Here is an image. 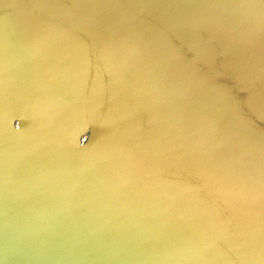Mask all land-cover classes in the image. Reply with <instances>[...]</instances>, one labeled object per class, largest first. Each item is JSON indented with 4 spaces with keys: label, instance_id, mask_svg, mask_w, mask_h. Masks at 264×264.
Masks as SVG:
<instances>
[{
    "label": "water",
    "instance_id": "95a60500",
    "mask_svg": "<svg viewBox=\"0 0 264 264\" xmlns=\"http://www.w3.org/2000/svg\"><path fill=\"white\" fill-rule=\"evenodd\" d=\"M0 264H264V0H0Z\"/></svg>",
    "mask_w": 264,
    "mask_h": 264
}]
</instances>
